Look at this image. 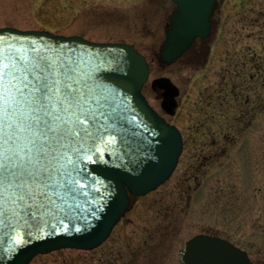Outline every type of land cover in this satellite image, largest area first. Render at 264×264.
Segmentation results:
<instances>
[{
	"label": "rangeland",
	"instance_id": "rangeland-1",
	"mask_svg": "<svg viewBox=\"0 0 264 264\" xmlns=\"http://www.w3.org/2000/svg\"><path fill=\"white\" fill-rule=\"evenodd\" d=\"M173 9L166 0H0V28L133 45L149 62L143 94L183 138L170 178L133 198L99 247L29 264H179V248L198 234L224 238L264 264V0H218L204 52L161 67ZM158 77L180 89L173 116L151 89Z\"/></svg>",
	"mask_w": 264,
	"mask_h": 264
},
{
	"label": "water",
	"instance_id": "water-1",
	"mask_svg": "<svg viewBox=\"0 0 264 264\" xmlns=\"http://www.w3.org/2000/svg\"><path fill=\"white\" fill-rule=\"evenodd\" d=\"M168 1L175 9L158 53L165 66L180 58L196 38L210 35V17L217 0ZM32 48L73 54L90 83L108 95L121 119L115 141L99 142L95 150L84 146L76 165L83 187L77 186L74 194L64 193L66 207L39 219L0 216V264H29L38 255L62 249L90 251L99 247L129 209L130 195L144 196L162 185L182 152L180 131L159 116L142 94L149 67L132 45L0 28V55L8 60ZM151 86L163 91L161 108L174 115L179 89L167 77L154 79ZM177 260L179 264H252L245 251L205 234L186 241Z\"/></svg>",
	"mask_w": 264,
	"mask_h": 264
},
{
	"label": "snow or ice",
	"instance_id": "snow-or-ice-1",
	"mask_svg": "<svg viewBox=\"0 0 264 264\" xmlns=\"http://www.w3.org/2000/svg\"><path fill=\"white\" fill-rule=\"evenodd\" d=\"M120 119L73 54L0 55V216L39 219L66 207L64 193L83 187L84 146L115 141Z\"/></svg>",
	"mask_w": 264,
	"mask_h": 264
},
{
	"label": "flooded vegetation",
	"instance_id": "flooded-vegetation-1",
	"mask_svg": "<svg viewBox=\"0 0 264 264\" xmlns=\"http://www.w3.org/2000/svg\"><path fill=\"white\" fill-rule=\"evenodd\" d=\"M207 40H208V38H206V39L199 38L196 41H194V43L188 49V51L183 54L182 58L187 55V59H194L195 60L201 54L202 51L204 52V49H203L204 46L203 45ZM199 47H201V49ZM207 52H208V49H207ZM155 91L157 92L158 90H155ZM161 94H162V91H158L157 92V98L161 99Z\"/></svg>",
	"mask_w": 264,
	"mask_h": 264
}]
</instances>
